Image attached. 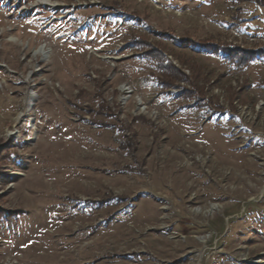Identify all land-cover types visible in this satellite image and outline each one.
Instances as JSON below:
<instances>
[{
    "label": "rangeland",
    "instance_id": "rangeland-1",
    "mask_svg": "<svg viewBox=\"0 0 264 264\" xmlns=\"http://www.w3.org/2000/svg\"><path fill=\"white\" fill-rule=\"evenodd\" d=\"M52 1L0 0V264H264V63L192 43L264 7Z\"/></svg>",
    "mask_w": 264,
    "mask_h": 264
},
{
    "label": "trees",
    "instance_id": "trees-1",
    "mask_svg": "<svg viewBox=\"0 0 264 264\" xmlns=\"http://www.w3.org/2000/svg\"><path fill=\"white\" fill-rule=\"evenodd\" d=\"M257 4L261 7H264V0H256ZM195 46H202L208 48L209 50L218 52L219 50L223 51L227 55V59L236 67H244L250 61L260 60L264 63V48L258 49H247L241 48L240 46H234L231 44H216L209 40H198L192 42ZM141 47H143L145 51V55L149 58L155 59L156 68L159 72L158 82L161 86L165 88H169L175 85V81L177 79L184 80L186 77L180 71V69L176 68L172 63L166 61L165 58L154 57L150 54V50L147 48V43H141ZM197 93L200 91L198 88H195ZM187 95L189 97H198L196 91L185 89Z\"/></svg>",
    "mask_w": 264,
    "mask_h": 264
},
{
    "label": "bare ground",
    "instance_id": "bare-ground-1",
    "mask_svg": "<svg viewBox=\"0 0 264 264\" xmlns=\"http://www.w3.org/2000/svg\"><path fill=\"white\" fill-rule=\"evenodd\" d=\"M38 2H41V3L46 4V5H49V6H53V7L57 6V2L56 1H52V0H38ZM29 95H30V93L28 92L27 96H29ZM29 105H30V103L26 100V107L28 108ZM215 206H216V204L210 205L209 206L210 210L213 209ZM215 209H216V207H215Z\"/></svg>",
    "mask_w": 264,
    "mask_h": 264
}]
</instances>
